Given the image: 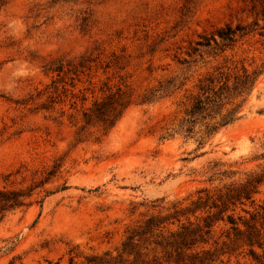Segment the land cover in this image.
<instances>
[{"label":"rangeland","instance_id":"obj_1","mask_svg":"<svg viewBox=\"0 0 264 264\" xmlns=\"http://www.w3.org/2000/svg\"><path fill=\"white\" fill-rule=\"evenodd\" d=\"M228 25L242 28L233 42L219 36ZM61 63L75 70L58 75ZM244 68L254 85L187 132L201 80ZM110 93L130 102L115 125L86 124L84 111ZM233 108L235 120L208 136L206 124ZM263 153L264 0H0V188L31 194L0 221V264L117 254L148 217L257 178L234 211L249 217L243 208L264 206ZM231 226L218 220L206 246L223 247ZM246 253L219 259L249 264Z\"/></svg>","mask_w":264,"mask_h":264},{"label":"trees","instance_id":"obj_2","mask_svg":"<svg viewBox=\"0 0 264 264\" xmlns=\"http://www.w3.org/2000/svg\"><path fill=\"white\" fill-rule=\"evenodd\" d=\"M241 29V26L234 29L228 25L226 29H220L218 32L223 40L228 39L233 42ZM213 39L217 42L214 35ZM210 42L211 40L207 39L206 42L201 41L198 45H209ZM194 49L198 50L196 47ZM67 65L71 67V63ZM70 67L65 71V65L61 63L53 70L61 75L75 70ZM254 74L249 73L245 68L242 73L234 76L219 70L216 75H208L201 80L200 92L193 96L191 105L186 109L187 117L183 120L186 131H193V125L200 114L206 115L204 119L207 117L213 119L215 116L211 113L216 107L220 110L218 113H221L224 103L219 107V101L242 96L256 82L257 76ZM129 103L125 96L110 93L105 98L95 101L92 107L84 111L85 122L86 124L102 122L107 127H113ZM235 112L236 108H233L221 114L218 121L207 123V135L231 124L235 120ZM259 183L260 180L257 178H249L245 182L226 186L225 191L219 189V194L216 196L208 189L200 190V193L205 192V194L199 196L193 202V206L179 208L173 215H152L134 226L121 246L116 248L117 254L107 250L103 253L86 255L79 264H232L219 259L221 253H233L242 246L248 247L246 255L252 262L264 264V206L254 212L243 208L249 217L243 214L234 215L237 204L253 200ZM30 195L24 189L0 188V221L8 211L27 206L29 204L27 198ZM229 210L233 213H229ZM198 211L204 215L198 216ZM186 214L193 215L197 222L190 218L182 221L180 215ZM225 217L232 225V231L226 235L228 240L223 243L228 247L227 250L224 246L217 248L215 246L217 241L214 242L215 245L206 246L210 244L215 223L218 220H225ZM173 218L179 222L176 228L170 227L174 224L171 220ZM200 220L204 223L201 224ZM257 249H262L263 253H259ZM76 257L77 254L71 255L69 264H77ZM252 262L249 264H253ZM237 264L243 263L237 262Z\"/></svg>","mask_w":264,"mask_h":264}]
</instances>
